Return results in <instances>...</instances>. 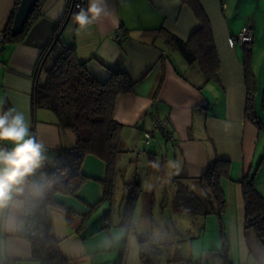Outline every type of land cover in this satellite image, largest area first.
I'll use <instances>...</instances> for the list:
<instances>
[{"label": "crops", "instance_id": "crops-1", "mask_svg": "<svg viewBox=\"0 0 264 264\" xmlns=\"http://www.w3.org/2000/svg\"><path fill=\"white\" fill-rule=\"evenodd\" d=\"M42 1L40 15L23 41L8 42L3 40V31L16 0H0V112L8 103L23 113L29 134L33 129L34 141L41 145L38 166L0 208V260L5 264H40L31 259L29 241L18 235L24 229L23 197L33 181H43L50 168L69 160L74 142V134L61 129L53 112L31 108L35 77L43 80L45 76L42 68L37 71L39 55L65 20L69 0ZM197 1L210 21L218 55L220 69L214 79H206L198 63H188L156 33L163 27L186 39L195 32L199 21L182 0H105L107 12L87 28L77 32L74 15L62 24L60 42H75L79 60L99 82L106 81L112 69L127 71L134 80L133 90L120 95L114 107L113 119L122 125L114 182L127 186L129 181H139L153 202L149 217L141 211L142 224L131 210L129 217L124 213L129 220L123 223V212L118 210L113 216L104 203L84 221L83 214L103 195L99 180L106 172L100 158L86 156L82 171L89 180L77 197L59 196L63 205L76 211L72 222L67 223L62 209L50 211L53 233L70 264H141L137 237L155 241L156 234L159 249L168 244L171 248L168 260L178 253L181 264H264V242L246 225L239 182L243 172L252 171L255 188L264 199V132L260 131L264 127V0ZM87 5L85 0L84 8ZM245 25L253 29L250 65L258 125L244 115L245 46L229 42ZM117 31H123L120 40ZM145 31L155 34L154 42L142 34ZM45 66L50 65L46 62ZM154 100L158 116L172 130L173 141L153 126L150 105ZM145 132L152 134L149 145L144 144ZM216 157L231 164L228 177L221 182L226 207L220 214L197 178ZM183 197L184 204L177 203ZM186 221L197 230L198 240L194 252L183 243V255L180 239L169 232L179 238L178 224Z\"/></svg>", "mask_w": 264, "mask_h": 264}, {"label": "trees", "instance_id": "trees-1", "mask_svg": "<svg viewBox=\"0 0 264 264\" xmlns=\"http://www.w3.org/2000/svg\"><path fill=\"white\" fill-rule=\"evenodd\" d=\"M20 0L11 12V17L3 31V40L8 42H22L26 32L39 17L40 6L43 2L38 0L29 13L21 34L11 36L10 26ZM192 10L199 21V26L188 38L182 39L174 32L160 27L156 33H161L165 41L173 46L188 63H198L206 79L215 78L219 71V60L216 54L215 43L209 19L197 0H182ZM66 20V19H65ZM63 22L56 29L54 38L42 50L38 58V69H43V80L35 77L34 89L31 96L32 110L44 108L55 114L57 123L63 130L74 134V142L69 150L67 162L50 168L47 178L43 181H33L25 199L26 213L23 216L24 229L18 235L24 236L31 246V259L40 264H70L58 245L53 233L50 211L52 208L62 209L65 212L67 223H71L76 211L61 203L59 196L77 197L80 188L89 177L82 171L86 156L94 155L105 164L104 178L100 179L103 186L102 197L90 205L88 212L83 214L86 221L98 206L105 200H112L115 187L116 160L122 151L121 129L122 125L113 119L114 107L120 95L129 93L135 85L127 71L112 69L109 78L99 82L79 60L76 44L60 42L59 34ZM149 36L154 42L155 34L151 31L142 33ZM245 46L244 78L246 94V107L244 115L257 125V116L254 112L253 98L255 95V78L253 76L250 60L251 45ZM53 55L52 64L46 67V61ZM12 109L6 103L5 111ZM30 136L35 140L33 129ZM4 141H0V144ZM231 164L229 160L214 158L203 173L198 176L200 188L205 196L216 204L220 214L226 207L225 196L221 189L222 180L229 175ZM242 188L246 225L254 228L257 237L264 242V199L255 188V176L247 170L239 179ZM152 196L148 202L149 217L153 209ZM131 210V209H130ZM126 216L129 215V212ZM129 217V216H128ZM126 217L128 220L129 218ZM141 264H157L159 257V243L152 238L137 237ZM180 262L177 253L168 262Z\"/></svg>", "mask_w": 264, "mask_h": 264}, {"label": "clouds", "instance_id": "clouds-1", "mask_svg": "<svg viewBox=\"0 0 264 264\" xmlns=\"http://www.w3.org/2000/svg\"><path fill=\"white\" fill-rule=\"evenodd\" d=\"M107 12L105 0H88L86 8L81 7L73 16L77 32L87 28ZM0 141L14 144L10 151L0 150V208L11 199L14 188L32 174L38 166L41 145L29 134V127L23 113L9 109L0 112Z\"/></svg>", "mask_w": 264, "mask_h": 264}, {"label": "rangeland", "instance_id": "rangeland-1", "mask_svg": "<svg viewBox=\"0 0 264 264\" xmlns=\"http://www.w3.org/2000/svg\"><path fill=\"white\" fill-rule=\"evenodd\" d=\"M53 59V55L50 56V58L46 61L47 65H50ZM262 132H264V127L260 128ZM116 168V167H115ZM117 170V169H116ZM120 174V172H119ZM118 174V175H119ZM117 182H118V178H117ZM137 182V183H136ZM139 181H134L133 183L129 181V183L127 184V186H122L121 182L117 183L115 185L114 188V195L112 197V200H105V202L101 203L104 205V207L110 208L111 215L113 214V216H115V214L117 213V211L119 210L120 212H123V220L122 222H126L128 221L126 217H124V213H126V215L128 214V211L131 209V214H134V218L136 222H141L142 224V219H141V211H143V213L145 215L148 214V202H149V194L146 192H142V190H144V185H140L141 186V191L139 193H137L138 190H140V186H139ZM124 187V188H123ZM186 193L184 191H181V196L185 197ZM180 198L177 203L182 202L184 204V200L186 198ZM99 205L98 208H96V210H93V213L90 215L92 216L94 213H96V211H98V209L100 208ZM90 209V207L88 208ZM109 212V213H110ZM103 213V211H102ZM129 216V215H128ZM121 218V219H122ZM111 221V220H109ZM191 224V223H190ZM187 221L178 224V235H175V232H169L171 234V236L173 237H177V240L180 239L179 245L186 243L187 245H189V249L191 247V251L194 252V248L196 245V241L198 240L196 238V236H198L197 230L195 229V227L193 225H190ZM144 229V228H143ZM148 231L151 232L152 230L149 229V227H147ZM138 230V229H137ZM146 230L144 229V232ZM140 232V230H139ZM156 234V233H155ZM181 234V235H180ZM163 237H166V234H162ZM159 236L158 234L155 235V241L158 240ZM176 241V240H175ZM177 242V241H176ZM191 243V246H190ZM188 247V246H187ZM171 248L169 246V244L164 247L161 246V248L159 249V264H181L182 260L180 262L177 261H172V262H167L168 258H169V252H170ZM185 251V245H182V253L184 255ZM182 255V254H181ZM174 258V256L172 257V259ZM198 262L193 261V264H197Z\"/></svg>", "mask_w": 264, "mask_h": 264}, {"label": "built area", "instance_id": "built-area-1", "mask_svg": "<svg viewBox=\"0 0 264 264\" xmlns=\"http://www.w3.org/2000/svg\"><path fill=\"white\" fill-rule=\"evenodd\" d=\"M85 0H69L68 5L66 8V15L65 19L73 16L76 12L79 11L81 7H84ZM243 30L235 37L231 38L229 42L233 45L235 43H240L242 45H251L253 44V29L250 25H245ZM117 40H120L123 31H117ZM150 115L151 119L153 120V126L157 131H159L162 135H164L169 141H173V134L172 130L170 129L169 124L166 122V120L163 118H160L156 112V101L154 100L150 105ZM144 136V144L149 145L152 139V134L149 132H145L143 134ZM12 148H10L6 143L0 144V150L3 151H10ZM0 264H5L2 260H0Z\"/></svg>", "mask_w": 264, "mask_h": 264}, {"label": "water", "instance_id": "water-1", "mask_svg": "<svg viewBox=\"0 0 264 264\" xmlns=\"http://www.w3.org/2000/svg\"><path fill=\"white\" fill-rule=\"evenodd\" d=\"M17 9L14 12L12 20L10 35L15 36L21 34L24 30V24L29 17V13L37 4L38 0H20Z\"/></svg>", "mask_w": 264, "mask_h": 264}]
</instances>
